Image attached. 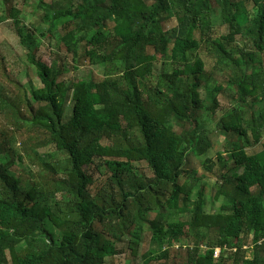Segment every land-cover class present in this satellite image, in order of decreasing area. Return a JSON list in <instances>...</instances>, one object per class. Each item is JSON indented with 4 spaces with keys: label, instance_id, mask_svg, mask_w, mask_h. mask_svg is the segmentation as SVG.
<instances>
[{
    "label": "trees",
    "instance_id": "trees-1",
    "mask_svg": "<svg viewBox=\"0 0 264 264\" xmlns=\"http://www.w3.org/2000/svg\"><path fill=\"white\" fill-rule=\"evenodd\" d=\"M24 1L43 9L37 23L64 31L60 38L76 63L102 66L104 78L91 72L58 81L59 70L28 44L26 11L9 8L42 86L18 102L0 95V110L8 127L41 132L32 150L49 147L50 160L42 162L47 176L24 186L10 173V147L0 143V264H106L128 235L133 264L140 250L135 229L153 210L176 219L152 223L159 249L147 251L146 262L169 258L176 242L186 264H264V0ZM173 17L177 24L164 28ZM6 18L0 13V23ZM216 25L228 32L216 35ZM201 51L213 56L210 71ZM160 55L172 68L155 73ZM216 75L222 79L211 86ZM220 93L234 104L219 115L223 171L213 197L229 203L207 212L205 188L195 191L187 181L202 177L186 164L188 154L213 146L199 121L204 112L217 113ZM256 144L249 153L246 146ZM215 165L204 161L209 171ZM94 167L104 179L93 192ZM202 227L217 235L203 252Z\"/></svg>",
    "mask_w": 264,
    "mask_h": 264
},
{
    "label": "rangeland",
    "instance_id": "rangeland-1",
    "mask_svg": "<svg viewBox=\"0 0 264 264\" xmlns=\"http://www.w3.org/2000/svg\"><path fill=\"white\" fill-rule=\"evenodd\" d=\"M30 1L34 4L35 1L39 0ZM44 1L52 2L58 0ZM27 3L28 1L24 0H8L7 2L0 0V13L7 17L0 23V95L18 102L19 96L22 97L25 94L30 96V91L32 89L42 86L35 66L32 65L27 58V48L23 44L21 36L18 34L13 18L8 15L11 6L26 11V18L21 19V22L25 23L33 33V37L28 40V44L35 50L37 58L52 65L56 71L59 70L58 81L69 83L70 80L86 77L88 76L87 73L91 72H93L96 80H102L104 78L102 66L91 65L89 62L76 63L73 59L72 52L67 50L60 38L64 31L62 29H57L50 32L48 30L50 26L46 21L43 20L37 23V19L44 11L42 8L32 9ZM35 22L36 25L34 27L33 23ZM113 24L112 21L107 24L108 30H112ZM176 24V19L173 17L166 21L164 28L169 29ZM227 32V25L215 26L216 35L226 34ZM236 43L241 46L244 45L240 36L237 37ZM249 46V48L253 49L251 45ZM199 55L204 60L206 69L210 71L213 65V56L205 51H201ZM260 56L262 60H264V53ZM158 57V60L154 63L155 73H160L162 70H170L172 68L171 65L165 62L161 55ZM248 71H250V68ZM221 79L222 78H220L219 75H216L214 79L210 80V85H216V81H220ZM217 98L220 102L217 113L213 115L209 112H204L199 121L201 127L205 129L206 133H210L213 146L203 155L195 153L188 154L186 164V168L192 173V175L202 177L198 180L188 178L189 180L187 181L189 184L195 183V191L202 187L205 188L206 201L204 211L207 212H217L222 203H229L224 196L214 199L213 194L217 187L216 182L219 177V169H222L221 171H223V168L217 159V151L220 149L225 137V134L221 132L218 125L219 115L220 112L228 108L231 103L234 104V102L224 93L218 94ZM72 105V91H69L65 98V115L67 118L71 115ZM22 106L24 108L26 107V104L24 103ZM29 128L30 126L28 125H24L23 128L19 130L8 127L7 119L0 110V143L2 142L5 148L10 147L11 152L8 155L10 173L19 178L24 186L31 185L33 181H41L43 177H46L48 172L43 169L42 162L50 160L48 153L49 147H34V150H32L33 146L31 143L36 141L38 135H41L42 133ZM40 137L43 136L41 135ZM246 147L249 153H254L260 148V144L248 145ZM206 158H212L216 162L212 171L207 170L204 166ZM222 161L227 164V167L231 166V168H233L234 160L230 157V153L223 152ZM227 167L224 168L225 171L228 170ZM93 170L95 171V176L98 177L96 183L91 186V189L94 192L97 187L102 184V179L104 178L100 175V171L95 170V167ZM164 216H166L165 219L167 218L168 220L176 219V216ZM157 219L165 220L161 217L158 211L153 210L148 214L143 227L135 229L140 236V243L138 242L140 250L137 255H134L135 260L133 264H186L188 261L186 251L183 250V248L181 249L179 243L176 242H174L171 247V255L169 258L153 259L146 262L147 258L145 255H149V252L147 251L151 249H159V244L152 243L151 241L152 223ZM131 232H133V230H131ZM200 236V250L202 252L205 251L210 244L216 245L217 235L213 231L202 227L200 229ZM131 238L132 237L128 235L124 239L123 244L120 245V247L123 248V251L116 256L107 258L106 264H132L130 258L133 257V254L128 245ZM191 245L193 244L191 243ZM248 247L250 246H247V248ZM250 249L247 253L249 256L252 254ZM232 263L233 261L231 259H227L225 264Z\"/></svg>",
    "mask_w": 264,
    "mask_h": 264
},
{
    "label": "built area",
    "instance_id": "built-area-1",
    "mask_svg": "<svg viewBox=\"0 0 264 264\" xmlns=\"http://www.w3.org/2000/svg\"><path fill=\"white\" fill-rule=\"evenodd\" d=\"M218 252H220V249L217 248L216 249V255L219 254Z\"/></svg>",
    "mask_w": 264,
    "mask_h": 264
}]
</instances>
